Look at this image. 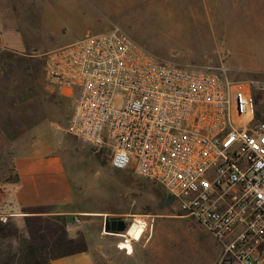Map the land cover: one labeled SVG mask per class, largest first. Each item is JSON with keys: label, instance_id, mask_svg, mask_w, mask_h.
I'll list each match as a JSON object with an SVG mask.
<instances>
[{"label": "rangeland", "instance_id": "rangeland-1", "mask_svg": "<svg viewBox=\"0 0 264 264\" xmlns=\"http://www.w3.org/2000/svg\"><path fill=\"white\" fill-rule=\"evenodd\" d=\"M13 26L21 49L3 43V28L12 37ZM115 28L160 61L223 71L250 84L257 112L264 113V0H0V180L13 176L14 156L27 153L33 141L54 143L80 207L107 211L128 225L150 215L146 231L143 224L129 226L135 240L105 229V215L82 217L102 232L97 264H216L221 243L175 202L165 204L160 184L112 167L110 147L71 135L73 98L46 84L47 51ZM29 233L17 219H0V264L27 250ZM54 233L56 226L46 227L44 240L52 241ZM77 240L71 249L84 246ZM50 254L43 250L44 257Z\"/></svg>", "mask_w": 264, "mask_h": 264}, {"label": "built area", "instance_id": "built-area-1", "mask_svg": "<svg viewBox=\"0 0 264 264\" xmlns=\"http://www.w3.org/2000/svg\"><path fill=\"white\" fill-rule=\"evenodd\" d=\"M44 71L73 98L68 132L164 187L221 243L216 264H264V113L250 84L160 61L119 28L47 51ZM149 220L119 234L135 240L129 226Z\"/></svg>", "mask_w": 264, "mask_h": 264}, {"label": "crops", "instance_id": "crops-1", "mask_svg": "<svg viewBox=\"0 0 264 264\" xmlns=\"http://www.w3.org/2000/svg\"><path fill=\"white\" fill-rule=\"evenodd\" d=\"M5 27L1 34L3 43L16 49L23 48L24 42L14 26L12 37L5 35ZM12 165L17 180H9V176L0 180V216L24 223L34 240L46 241L42 232L56 223L64 224L71 238L81 240L82 249L49 259L48 264H97V255L103 253L99 243L102 232L91 229L82 217L105 215L104 227L112 217H108L107 211L79 206V195L69 177L65 158L56 151L55 144L35 140L27 153L14 156ZM49 222L55 224L49 226Z\"/></svg>", "mask_w": 264, "mask_h": 264}, {"label": "trees", "instance_id": "trees-1", "mask_svg": "<svg viewBox=\"0 0 264 264\" xmlns=\"http://www.w3.org/2000/svg\"><path fill=\"white\" fill-rule=\"evenodd\" d=\"M8 179L16 181L17 175L9 176ZM55 226L57 228V234L54 233L55 237L52 241H35L29 234L32 244L29 243L27 245V250H24V247H22L21 249H19V252H16L11 256L6 257L4 264H22L23 262H26L27 264H48L49 259L57 258L72 252L79 251L84 247L83 246L79 249H71L70 247H72L74 243H76L78 240L69 236L68 229L64 224L56 223ZM61 246H64V248L60 249ZM46 249H48V251H50L51 253L48 258L43 256V250L46 251Z\"/></svg>", "mask_w": 264, "mask_h": 264}, {"label": "water", "instance_id": "water-1", "mask_svg": "<svg viewBox=\"0 0 264 264\" xmlns=\"http://www.w3.org/2000/svg\"><path fill=\"white\" fill-rule=\"evenodd\" d=\"M163 202L165 204L174 202L173 196L164 195ZM128 227L125 219L119 217H112L106 221L105 228H109L112 233H123Z\"/></svg>", "mask_w": 264, "mask_h": 264}]
</instances>
